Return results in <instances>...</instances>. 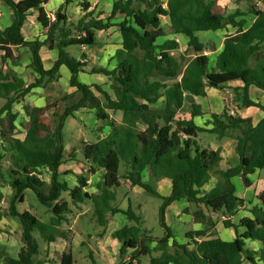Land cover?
Listing matches in <instances>:
<instances>
[{"label":"trees","instance_id":"obj_1","mask_svg":"<svg viewBox=\"0 0 264 264\" xmlns=\"http://www.w3.org/2000/svg\"><path fill=\"white\" fill-rule=\"evenodd\" d=\"M1 1L11 10L12 19L7 27L0 29V98L3 99L0 179L11 187L13 196L6 210L0 206V220L6 216L18 218L22 244L17 258L7 257L6 264H45L39 258L38 240L51 243L57 238L66 241L58 264H75L70 246L72 230H59L71 211L68 202L60 200L62 192H67L73 204L90 205L93 217L102 228L107 226L111 215L124 214L128 223L111 234L120 243L119 260L128 256L123 264L139 263V256L144 254L150 256L149 264H242L244 261L264 264V191L257 195V203L249 209L250 215L240 217L236 223L231 221L244 205V200L235 192L232 178L240 176L249 185L248 176L264 169V105L249 93L250 86L264 92V0L261 6L244 0L247 3L227 15L215 11L213 1L207 0H114L105 19L93 17L91 13L70 19L65 4L58 7L51 19L44 11L46 0ZM81 5L88 7L84 1ZM32 14H36L44 31L43 40L28 41L22 36L21 29ZM116 17L121 20L113 23L111 20ZM161 17H167V29ZM227 25L235 31L224 36L221 50L209 66L205 45L196 33L220 30ZM111 26H116L121 36V45L112 56L113 68L93 66L86 70L81 59L65 50L71 45L91 46L95 31ZM170 33L187 38L179 56L173 54L179 51V43L175 39H162ZM42 46L57 50L48 68L41 58ZM21 49L28 55L27 68L32 74L28 82L8 67L9 63L19 61V54L15 56L13 51ZM62 65L69 72V86L74 88L72 93L60 98L64 102L62 112H53L51 126L44 120V107L23 104L27 128L22 138L15 136L18 113L13 105L32 89L54 80ZM80 72L104 75L108 89L80 81ZM235 81L241 86L232 87L233 102L237 108L258 107L262 117L256 123L250 117L230 113L231 108L226 107L221 113H213L211 127L206 128L193 120L201 114L198 105H192L189 117L181 112L185 93L205 96L206 85L223 90ZM79 109L94 113L109 131L94 142H80L78 152L65 154L64 119ZM110 111H121V120L116 121ZM232 131L236 132L232 138L238 164L219 169L221 150L202 147L195 138L199 132H209L221 139L230 136ZM79 153L89 174L101 171V180L97 183L99 193L86 190L87 177L83 174L77 175V184L73 187L58 179L59 166L65 160L75 159ZM121 163L120 177L130 187L138 186L163 198L160 222L166 233L162 238L154 240L143 229V219L131 205L126 209L113 205L115 188L120 185ZM45 170L51 173L47 192L43 189L45 181L35 175ZM145 172L149 181L144 180ZM212 174L218 178L206 189ZM159 178L170 180L167 196L151 185L150 181ZM1 188L0 183V203L4 197ZM26 189L33 190L47 205L55 202L50 207L52 216L48 222L17 208L15 202L24 201ZM181 199L197 207L194 220L202 227L186 231L185 243L173 239V249L169 250L173 235L164 222V213L168 205ZM222 215L226 218L222 219ZM219 220L224 227L234 229L233 240H223L213 232ZM1 232L8 234L0 229ZM247 240L258 241L260 247L248 248ZM150 243L154 245L151 247Z\"/></svg>","mask_w":264,"mask_h":264},{"label":"rangeland","instance_id":"obj_2","mask_svg":"<svg viewBox=\"0 0 264 264\" xmlns=\"http://www.w3.org/2000/svg\"><path fill=\"white\" fill-rule=\"evenodd\" d=\"M207 1H213V9L217 12H220L224 15H227L229 12L233 11V9L238 6L241 7L243 3H251L256 4L259 0H207ZM206 34V32H203ZM204 34L199 33V38L202 40L204 37ZM215 43V41H214ZM213 43V44H214ZM216 45V44H215ZM213 46V45H212ZM71 56H74L75 58L79 59L81 56L80 48L75 45H71L66 47L65 49ZM191 51V50H190ZM189 51V53H190ZM192 52V51H191ZM175 56H179L181 53L180 51L173 52ZM212 54H209V58H211ZM46 56V55H45ZM188 56V54H187ZM20 57L22 55H19V61L17 64L12 65V70L15 72H19L22 74L25 81H29L32 78V74L30 71L24 66L23 61H20ZM47 57V56H46ZM48 58V57H47ZM212 58L209 60V63H212ZM62 67V78L64 76L63 72L68 74V71L66 67ZM14 68V69H13ZM102 77L95 78L93 76V80H99V82H102ZM60 75H58L54 80L44 84L43 89L40 90L41 92H36V90L32 91L28 97H30L31 103H34L37 101H43L45 103V112H44V120L50 124L53 125V119L55 118L53 116V112L61 113L64 108V102L60 100L62 95L65 93L66 90V84L63 81ZM88 78L91 79V75L84 76L83 82L88 83ZM92 80V81H93ZM212 94L205 100V98L202 97H194L197 99V101H203L208 102V105L211 106V103H213V108L215 105L219 104L220 101L222 103L224 102V105L226 107H232L234 110L235 103L233 102V92L232 88H227L225 90H216L215 88H211ZM69 91V90H68ZM60 97V98H59ZM190 96H188V99ZM186 99L184 104H188L189 100ZM25 102V99L17 101L13 105V110L18 113L19 119H18V126L17 130L15 132V136L23 137L25 130L27 128V116L25 115L23 111V104ZM29 102V101H26ZM3 103V99L0 98V107ZM221 103V102H220ZM30 105L29 103H27ZM54 105V106H53ZM31 106V105H30ZM93 116L89 117L88 115H85L83 117V114L78 113V115H75L74 117L68 116L64 119L63 128H62V134L64 139V147H65V154L67 152H70L75 150H79V145L82 140H85L87 142H94L96 140V136L98 134H104L108 131V127L105 125L104 122L97 120L95 115L91 113ZM113 114V112H112ZM226 139H232L231 137H227ZM197 143L201 145L202 147H208V148H216V146L222 144L223 142L220 141V139H217L216 136L209 132H199L195 138ZM80 153L78 154V156ZM78 158V157H77ZM82 167V166H81ZM261 174L264 175V169H261ZM85 175H88V179H90V182L87 183L88 187L90 189L95 188V181L94 178H91L89 173L84 170V168L81 171ZM123 173V164L121 163L118 170L119 177ZM42 179L45 181L44 191L47 192L48 185L50 183L51 179V173L48 171H42ZM81 174V173H80ZM215 179L218 178L216 174H212ZM68 178V182L70 185H73V182L76 181L74 177L64 174L63 171H60L59 180L65 181ZM214 179V180H215ZM159 181H162L161 183ZM213 181V180H211ZM152 186L155 188L157 192H159L162 196H167L170 193V181L166 178H159L154 179L153 181H150ZM0 183L2 184V190L4 193V201L0 203V206L2 210H6L8 207L9 202L12 199L13 191L11 187L5 183H3L0 179ZM120 185L115 188L116 192V200L113 202V205H116L120 208L126 209L128 205H131V207L141 215L143 219L142 227L145 231L148 232V234L155 240L162 238L166 231L164 227L162 226L160 222V209L163 205V198L159 197L157 195L151 194L143 190L142 188L136 186V187H130L129 184L123 179L119 178ZM168 183V184H167ZM162 184V185H161ZM210 185V182L205 185V188L208 189ZM235 185V192L240 195V187L237 184L236 180L234 181ZM68 201V205L71 208L73 212L68 213V218L71 222L72 228L75 230L76 234L80 235L82 238L85 239L86 243L85 245L77 246L73 249V259L75 261V264H123L119 262L118 258L116 261V258H114L115 254L113 251L105 252L107 247H103V254L101 251H99L98 244L99 236L97 235L98 229L102 228L97 224L95 218L93 217V209H91L90 205H87L85 203L82 204H73L70 200L69 195L67 192H62L61 199ZM58 200V202H60ZM247 203V202H246ZM246 203L245 205L239 209L241 212H239L238 217L236 218L238 220L239 217L245 216L246 214ZM50 205H47L46 203H43L37 196V194L31 190L26 189L24 191V201L17 203L15 202V205L19 210L27 209L30 211L33 215H35L37 218H39L43 222H48L50 217L52 216V212L50 207L55 204V202H49ZM187 208H184V207ZM189 207V208H188ZM89 208L86 212V214L80 215L78 218H74L72 213H79L83 212ZM184 208V209H183ZM184 211H181V210ZM197 209V207L194 204L188 203L187 201H175L168 205L165 209L164 213V222L168 226V228L171 230V233L173 235V238L175 242L177 243H185L187 241V238L185 237V232L188 230H192L194 228H198L201 226V223L196 222L194 220V212ZM249 210V209H248ZM205 212H208L205 210ZM121 215L116 216V220H113L111 223V227H115L120 225ZM75 219V221L73 219ZM68 221V222H69ZM236 221V220H234ZM64 221V225H65ZM67 224V222H66ZM69 224V223H68ZM219 232L215 231L213 229V232L215 234L220 235L223 238L226 237V232L230 231L232 233V229L229 228V230H224L222 228L221 221L219 220ZM0 229L2 231H6L9 233V235H12V239L6 240L4 237L0 238V264H6V258H17L18 251L20 249L21 241L18 240L19 238V230L21 231V225L18 220V218H13L10 216H6L0 220ZM4 236L0 233V236ZM36 237L38 235L35 233ZM8 236V235H7ZM18 237V239H17ZM110 240V239H109ZM88 242V243H87ZM39 243V250H40V259H44L46 256L45 254V246L47 243L38 240ZM171 247H173L172 242ZM247 247L250 249H258L260 247V244L258 242H252L251 240H247ZM109 248H112V244H108ZM4 246V247H3ZM150 246L152 247V243H150ZM92 252V253H91ZM152 255H156V253H152ZM149 255H140L139 260L140 262L137 264H149ZM135 263V261H133ZM135 263V264H136ZM242 264H249L247 261H244Z\"/></svg>","mask_w":264,"mask_h":264},{"label":"crops","instance_id":"obj_3","mask_svg":"<svg viewBox=\"0 0 264 264\" xmlns=\"http://www.w3.org/2000/svg\"><path fill=\"white\" fill-rule=\"evenodd\" d=\"M82 1H84V2H86L88 4V7L86 9L81 5ZM113 1L114 0H46V3L44 4L43 7H44V11H45V13H46V15L48 17H51L52 15H54V12L58 9V7L60 5L65 4L66 15L70 19H77L79 16H81V15H83L85 13H91V15L93 17H99L101 19H105V17L107 15H109V13L111 12ZM163 1H166V0H163ZM256 4L261 6V0H259ZM237 7L238 6H236L233 9V11ZM233 11H231V12H233ZM231 12H229V13H231ZM11 19H12L11 10L9 9L8 6H6L0 0V29H3L5 27H7L11 23ZM120 20H121L120 17H116L115 19H113L111 21L113 23H116V22H118ZM161 22H162V25L167 29L168 28L167 17H161ZM250 22L251 21H249L247 25H250ZM234 31H235V29L233 27L227 25L225 28L220 29V30L205 31L206 34H204L203 32L196 33L197 36H199V33H202V34H204V37H206V38H203L201 41L205 45V52L204 53L208 56V58H209V54H212L210 56L212 58V60H211L212 63L211 64L209 63L210 64L209 66L213 65V62H214V59H215L216 55L221 50L222 41L224 39V36L226 34L233 33ZM21 33H22V36L24 37V39L28 40V41L32 40V39H35V38L43 40L44 37H45L44 31L41 29V26H40L39 22L36 20V14H32V15L28 16V18L26 19V21H25V23H24V25H23V27L21 29ZM162 39H175L179 43V51L180 52H183V49L185 48L186 42H187V38L184 37L181 34H171L170 33V34H167ZM214 41H215V43H214ZM120 45H121V36H120V33H119V31H118L116 26H111L107 30L95 31V42H94V44H92L91 46H80L79 47L80 48V52H81V56L79 57V59H81V61H83L85 63V69L86 70L89 69L90 67H93V66L107 67V68L111 69L115 65V61L112 58V56L114 54V51L118 47H120ZM20 51H21V53H20ZM20 51L17 52L16 50H14L13 52L15 53V56H18V54L22 55V57H20V61L22 60L23 64H25L24 66H26V68H27V64L29 62L28 55H27L26 51H24L22 49ZM175 52H177V51H175ZM40 54H41V58H42V61H43V65L46 68H48V67L51 66L52 62L55 60V58L57 56V50L56 49H48L47 46H42L40 48ZM83 54L85 55V57H83ZM211 58H209V60ZM12 65L13 64L9 63L8 67L12 69ZM27 69L30 71L29 68H27ZM17 73L20 74L21 77L23 78L21 73H19V72H17ZM58 73H59V75L62 78V75H61L62 67L61 66L59 67ZM63 74H64V76H63L62 79H64L63 81L66 84V90H65L64 94L72 93L74 91V88L70 87L69 84H68L69 72H68V74L63 72ZM89 74L91 75V79L88 78V83L87 84L96 83V84H99L103 89H105V90L108 89L107 88V86H108L107 85V79L102 74H96V73H92L91 74V73H88V72H80L78 74V78H79L80 81L83 82L84 76L87 77V75H89ZM101 75L104 76V77H102V82H99V80H93L94 79L93 76L97 79ZM84 83H86V82H84ZM234 86H241V83L238 82V81L229 83L228 86L225 87L223 90H225L227 88H232ZM42 89H43V87H37V88L32 89L23 98V100L25 99L24 104L29 103L31 106H36V107L45 106V103L43 101L41 102V101H37L36 100L34 103H31L32 99L30 97H28L29 94L32 91L36 90V92H41L40 90H42ZM205 89H206V95L205 96H196V97H202V98H205V100H206L207 99L206 97H208L210 95H213L212 91H211L212 90L211 87H208L206 85ZM249 93H250L251 98H253L255 100H258L261 104L264 105V92L263 91H261L260 89L254 87V86H250L249 87ZM188 96H190L189 97L190 99H188ZM194 97H195L194 95H191L189 93H185L184 94V102H183V105H182V108H181V112L185 116L189 117L192 105L193 104L194 105H198L199 111H200L201 114L200 115H196V116L193 117V120H194L195 124H197L198 126H201V127L210 128L211 127L213 113H221L223 111V109L226 108V106L224 105V102L222 103V101H220L221 103L219 102V104L215 105V107L213 108V105H214L213 103H211V106H209L207 101L206 102L197 101V99H195ZM186 99L189 100L188 104H184ZM26 101H29V102H26ZM235 108L236 109L234 110L231 107L230 111H233V114L240 115L241 117H250L253 123H256L262 117V111L258 107L249 106V107L237 108L235 106ZM78 113L83 114V117L85 115H88L89 117L93 116L91 114L92 112L87 111L85 109H79V110L74 112V115L72 117H74L75 115H78ZM110 115L116 121L119 122L121 120L122 113H121V111H116V112H114L112 114V112L110 111ZM18 119H19V116H18ZM18 119H17V122H18ZM17 126H18V123H17ZM108 131H109V128H108ZM108 131L106 133H104V134H102V133L98 134L96 136V140H97L98 137L105 136L108 133ZM234 134H236V132H233V131L230 132V134H229L230 136H226V137H223V138L220 139V141L223 142L222 144L216 146V148H213V149H218L219 148L221 150L222 159L219 162V166H218L219 169H226L227 167L236 166L238 164V155H237V153L235 152V149H234L235 141L232 138V136ZM227 137H231L232 139H230V140L226 139ZM217 139H219V138H217ZM82 141L83 142H87L85 140H82ZM74 151L78 152V150H75V149H74ZM67 153H69V152H67ZM77 157L75 159L65 160L59 166L58 172L60 173V171H63L64 174L66 173L67 175H70V176L74 177V179H76L77 175H81V174L84 175V173H82L81 171H82L83 168H84V170H86V166L81 161V158H79V156H77ZM89 175H90L91 178H94V180H97V181H95V188L94 189H90L87 186L86 190L88 192H92V193H99L100 190H99V188H97V183L100 182V180H101V177H100L101 176V171H96L94 174L90 173ZM85 176L87 177V183H89L90 179H88V175H85ZM144 176H145L144 180L145 181H149V175L147 174V172L144 173ZM248 177L250 179V184L249 185H245L243 183V181H242L240 176H235V177L232 178V183L234 184V181L236 180L237 184L240 187V195H238L237 193L236 194L244 200V205L247 202L246 206L247 205L248 206L246 208L245 216L250 215V212H249L248 209H250V207L253 204L257 203V195L260 192L264 191V175L261 174V171L259 169L255 170ZM214 179L215 178L212 175L211 179H210L209 188H210V186H212L216 182L217 179H215V180ZM211 180H213V181H211ZM65 181L67 182L69 187H73L74 185L77 184V179H76L75 182H73L72 186L68 182V178ZM159 182L161 183L162 181H159ZM134 187H136V186H134ZM234 187H235V185H234ZM170 188H171V186H170ZM2 192H3V190H2ZM3 201H4V197H3L2 202ZM179 201H186V200L185 199H181ZM184 208H187V207L185 206ZM88 209L89 208H87L83 212L72 213V214H73V216L75 215L74 218H78L80 215H82L84 213L86 214ZM183 209L181 211H184ZM70 212H73V211L71 210ZM239 212H241V210L238 211L237 214L231 219L232 222L236 223L238 221L236 218L238 217ZM119 215L122 216L121 220H120V225L115 226V227H111L112 221L116 220V216H119ZM73 220L75 221V219H73ZM234 220H236V221H234ZM65 221L67 222V224L65 222V225H64L63 224L64 221H63L62 224L59 226V230H61V231L65 230V229H71L72 230V233H71V236H70L71 237L70 238L71 251H73V249L75 247H77V246L85 245V243H86L85 239L82 238L80 235L76 234L75 230L72 228L71 222L69 220H67V219ZM125 223H128V222L126 221V219L124 217V214H122L121 212H117V213H115V214H113V215H111L109 217V222H108L107 226L105 228L98 229V232H97V235L99 236V241H100V243L97 245L98 248H99V251H101V253L103 254V249L102 248L103 247H105V248L107 247L108 249H107V251L105 249L104 254H105V252L107 253L109 251H113L114 254H115L114 258H116V261H117V258H118V252H119L120 243H119V241L117 239L113 238L111 234L115 230H117L120 227H122V225L125 224ZM221 224H222V222H221ZM201 227H202V225L199 226L198 228H194V229H199ZM219 228L220 227H219V221H218L216 223L215 227H214V230L219 232ZM222 228H224V230H229V228L224 227L223 224H222ZM231 229L233 230L232 233H230V231L226 232V234H227L226 237L227 238H223V237H221L220 235H217V234L216 235L219 236L220 238H222L223 240H227V241L233 240L235 238L236 234H235L234 229L233 228H231ZM19 233L21 234L20 230H19ZM1 234H3L4 236L1 235L0 238L4 237V239H6V240L12 239V235H9V233L8 234H4V233L1 232ZM20 234H19V238H20ZM17 239H18V237H17ZM173 239L174 238H170L169 239V250L173 249V247H171V243H170V242H172ZM18 240H20V239H18ZM254 242H258V241H254ZM108 244H112L111 245L112 248H109ZM65 245H66V241L61 239V238H57L54 242L47 243V245L45 246V250H46L45 251V254H46L45 256L46 257L43 259L45 264H58L59 256L63 252ZM152 245H154V243H152ZM246 245H247V243H246ZM20 247H21V245H20ZM254 250H256V249H254ZM127 259H128V256H126L121 261L118 258L119 262H121V263H123ZM139 262H140V260H139Z\"/></svg>","mask_w":264,"mask_h":264},{"label":"built area","instance_id":"obj_4","mask_svg":"<svg viewBox=\"0 0 264 264\" xmlns=\"http://www.w3.org/2000/svg\"><path fill=\"white\" fill-rule=\"evenodd\" d=\"M51 19H54V16H53V15L51 16ZM231 113L233 114V111H231ZM35 175H36L38 178L42 179V174H41L40 172L35 173ZM241 207H242V206H241ZM241 207H239V209H240ZM221 218H222V219H225L226 217H225L224 215H222Z\"/></svg>","mask_w":264,"mask_h":264}]
</instances>
